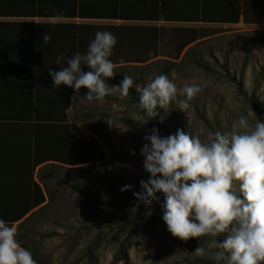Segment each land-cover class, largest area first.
<instances>
[{
    "label": "rangeland",
    "instance_id": "obj_1",
    "mask_svg": "<svg viewBox=\"0 0 264 264\" xmlns=\"http://www.w3.org/2000/svg\"><path fill=\"white\" fill-rule=\"evenodd\" d=\"M93 28L86 32L90 42L98 31L111 32L117 39L110 57L117 67L108 84L119 86L112 80L129 75L139 93L137 89L144 87L149 77L159 75L164 64L157 54L158 27L125 23L116 28ZM200 28L207 37L180 53L168 77L178 88L196 84L201 92L190 102L187 113L175 103L166 110L157 109L162 138L183 130L208 142L217 131L231 132L241 115L250 122H264V26ZM60 52L70 59L67 45L53 47V55ZM121 58L124 63H120ZM61 67H67V62L43 67L50 81L42 84L37 117L41 115L46 123L69 124L73 135L82 141L95 138L106 158L90 165L48 168L47 175L36 170L35 180L46 200L22 220L24 229L18 231L22 237L26 234L22 242L45 264H215L210 258L215 249L208 248L212 237L184 241L168 231L162 218L163 193H157L150 206L134 195L144 191L140 182L150 178L144 169L142 148L146 143L150 146L145 137L155 128L129 96L81 104V89L77 93L65 85L53 87L49 69L58 72ZM86 68L82 65V70ZM137 205L134 214L129 211ZM201 245L206 254L192 255Z\"/></svg>",
    "mask_w": 264,
    "mask_h": 264
},
{
    "label": "clouds",
    "instance_id": "obj_2",
    "mask_svg": "<svg viewBox=\"0 0 264 264\" xmlns=\"http://www.w3.org/2000/svg\"><path fill=\"white\" fill-rule=\"evenodd\" d=\"M50 19L56 23L61 17ZM51 39L50 34L43 35L44 44ZM116 44L111 32L98 31L86 52L67 59V67L58 72L49 69L53 87L65 85L77 93L86 88L81 104L110 96L127 98L134 85L131 76L125 75L119 86L106 82L115 75L117 64L110 57ZM64 60L58 55L55 62L60 65ZM82 65L91 70L82 71ZM137 90L138 107L152 118L158 115V108L166 110L172 103L187 113L190 102L201 92L196 84L178 88L163 74L149 77ZM107 123L111 126L113 122L109 119ZM145 140L150 146H143L142 155L150 178L140 182L144 191L134 193L136 199L150 206L156 194L163 193L162 218L168 231L184 241L212 237L208 248L215 249L210 256L215 264H264V122H250L241 115L231 132L217 131L208 142L183 130L162 138L157 129ZM137 209L138 205L129 211L134 214ZM221 235L224 238L217 239ZM16 237L14 224L0 219V264H37ZM205 254L202 245L192 253Z\"/></svg>",
    "mask_w": 264,
    "mask_h": 264
},
{
    "label": "trees",
    "instance_id": "obj_3",
    "mask_svg": "<svg viewBox=\"0 0 264 264\" xmlns=\"http://www.w3.org/2000/svg\"><path fill=\"white\" fill-rule=\"evenodd\" d=\"M74 5L67 12L50 11L45 7H38L36 17L51 18L60 16L62 19H115L126 20L125 22H148L161 21V16L153 11H144L138 14H109L102 11H94L91 7ZM147 9L146 7H144ZM118 9H116L117 11ZM17 17L20 13L6 12L0 6V17ZM22 16V15H21ZM168 17V16H167ZM187 20L174 21L164 20L170 24H181V26H163L158 29V57L162 58L164 64L159 75H167L173 70L174 62L178 60L180 53L196 41L207 37L204 26H193L196 24H228L233 22H216L190 18ZM173 18V17H168ZM244 25L249 27L264 26V10L261 18L248 17L244 14ZM4 31L17 33V37L24 34L30 40L29 51L24 56L15 55V64L12 68L0 65V219L9 224L21 222L32 210L45 203L44 193L41 186L35 180V171L40 167V172L47 175L48 168L57 166L77 167L99 163L106 158V152L101 144L91 138L82 141L71 132L67 123H38L33 119V75H34V53H35V25L33 23H5L0 22V39ZM87 50H85L86 52ZM84 53V51L82 52ZM74 55V54H73ZM72 55V56H73ZM4 57L0 55L2 61ZM89 68L83 69L87 70ZM123 79H113L112 82L120 85ZM87 89L82 88L81 96L87 94ZM140 93L133 87L129 90L130 102L137 108L141 115L148 121L149 125L159 132L163 130L158 115L155 118L148 117L138 107ZM256 108V103L253 102ZM260 114L263 111L259 110ZM112 191V188L105 184ZM17 240L26 237L20 236L18 231L24 229V221L17 227ZM219 239V237H217ZM22 247L29 250L26 245ZM37 264H40L35 254L32 253Z\"/></svg>",
    "mask_w": 264,
    "mask_h": 264
},
{
    "label": "crops",
    "instance_id": "obj_4",
    "mask_svg": "<svg viewBox=\"0 0 264 264\" xmlns=\"http://www.w3.org/2000/svg\"><path fill=\"white\" fill-rule=\"evenodd\" d=\"M79 4L78 0H0L2 10L6 12L20 13V16L0 17V22L5 23H33L35 25V53H34V75H33V119L34 122L45 123L43 117H37V101L42 100V84L50 81L46 74V66L56 61L58 56L52 54L53 47H63V44L69 47L70 57L76 52H85L90 41L87 40L86 32L89 28L100 26L121 27L123 24H142L150 28L168 26L164 20L181 21L190 18L198 20L216 22H233L238 19L237 24H208L207 26H225L236 27L244 25V14L252 18H261V11L264 10V0H81L83 7H91L94 11H102L109 14H138L144 11H153L161 16V21L156 23L148 22H125L126 20L115 19L114 17L106 19H60L52 23L50 18L36 17L35 13L38 7H45L50 11L66 12L72 10L74 5ZM146 7L147 9H145ZM116 9H118L116 11ZM22 15V16H21ZM173 18H168V17ZM178 25L181 24H170ZM193 26H206L205 24H196ZM95 29V28H93ZM48 33L52 39L44 44L43 35ZM113 34V33H112ZM30 40L24 34L17 37V33L4 31L0 39V55L4 57L0 60V65L5 68H12L15 64V55L24 56L29 51ZM62 55V52H60ZM68 57L65 55V62ZM40 71V74H39ZM45 71V72H44ZM43 72V73H42ZM41 76L43 78L41 79ZM51 85V84H50ZM67 90V87H66ZM65 90V91H66ZM65 91L63 92L65 94ZM50 98V96H49ZM64 100L65 97L63 96ZM51 100V99H50ZM51 118V117H50ZM37 168L36 170H39ZM36 172V171H35ZM36 179V178H35ZM21 222L18 223V225ZM17 225V226H18ZM16 226V227H17ZM20 243L22 239H20ZM25 245V244H24ZM40 264H45L41 257L35 255Z\"/></svg>",
    "mask_w": 264,
    "mask_h": 264
}]
</instances>
